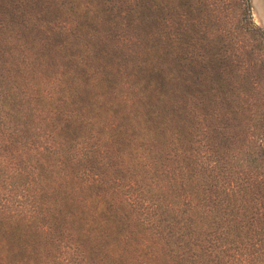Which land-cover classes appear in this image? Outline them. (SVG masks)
Wrapping results in <instances>:
<instances>
[{
	"label": "trees",
	"instance_id": "obj_1",
	"mask_svg": "<svg viewBox=\"0 0 264 264\" xmlns=\"http://www.w3.org/2000/svg\"><path fill=\"white\" fill-rule=\"evenodd\" d=\"M243 2L0 0V264H264Z\"/></svg>",
	"mask_w": 264,
	"mask_h": 264
},
{
	"label": "rangeland",
	"instance_id": "obj_2",
	"mask_svg": "<svg viewBox=\"0 0 264 264\" xmlns=\"http://www.w3.org/2000/svg\"><path fill=\"white\" fill-rule=\"evenodd\" d=\"M245 2V0H243ZM249 7L244 14L240 13V17L244 20L241 21L238 18L236 23H241L245 28L242 29L238 24L235 23L234 27L237 26V30H246L247 39L251 42L252 46L244 49V42H238L235 58L242 63L241 70L247 74L249 79V88L252 91L251 102L253 104H260L264 106V43L261 38V34L264 37V25L259 20L260 10L258 11V0H248ZM263 1V0H262ZM243 2V3H244ZM246 5V3H245ZM264 9V2H263ZM259 13H258V12ZM264 15L263 11L261 12ZM238 17V16H237ZM259 28L260 35L255 31ZM255 29V30H254ZM263 32V33H262ZM241 54V57H240ZM237 64V63H236ZM256 91V93L254 92Z\"/></svg>",
	"mask_w": 264,
	"mask_h": 264
},
{
	"label": "bare ground",
	"instance_id": "obj_3",
	"mask_svg": "<svg viewBox=\"0 0 264 264\" xmlns=\"http://www.w3.org/2000/svg\"><path fill=\"white\" fill-rule=\"evenodd\" d=\"M258 11H259V9H261L259 12L261 13L262 11H263V13H264V9H263V2H262V0H258ZM257 11V12H258ZM258 12V13H259ZM261 16H263L262 14H261Z\"/></svg>",
	"mask_w": 264,
	"mask_h": 264
},
{
	"label": "flooded vegetation",
	"instance_id": "obj_4",
	"mask_svg": "<svg viewBox=\"0 0 264 264\" xmlns=\"http://www.w3.org/2000/svg\"><path fill=\"white\" fill-rule=\"evenodd\" d=\"M262 2H264V0H263ZM259 20L264 22V15H263V16H261V13H260Z\"/></svg>",
	"mask_w": 264,
	"mask_h": 264
},
{
	"label": "water",
	"instance_id": "obj_5",
	"mask_svg": "<svg viewBox=\"0 0 264 264\" xmlns=\"http://www.w3.org/2000/svg\"><path fill=\"white\" fill-rule=\"evenodd\" d=\"M261 24H263V25H264V22H263V21H261Z\"/></svg>",
	"mask_w": 264,
	"mask_h": 264
}]
</instances>
